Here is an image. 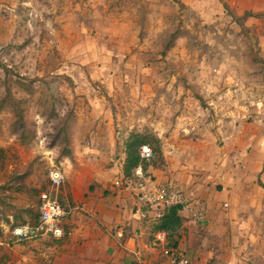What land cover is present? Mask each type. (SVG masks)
Listing matches in <instances>:
<instances>
[{"label":"rangeland","instance_id":"374dc122","mask_svg":"<svg viewBox=\"0 0 264 264\" xmlns=\"http://www.w3.org/2000/svg\"><path fill=\"white\" fill-rule=\"evenodd\" d=\"M134 131L153 166L239 184L264 264V0H0L1 230L52 164L78 190L124 173Z\"/></svg>","mask_w":264,"mask_h":264},{"label":"crops","instance_id":"0c3cea01","mask_svg":"<svg viewBox=\"0 0 264 264\" xmlns=\"http://www.w3.org/2000/svg\"><path fill=\"white\" fill-rule=\"evenodd\" d=\"M166 161L165 166L150 165L147 177L156 184L182 186L205 211L202 219L179 212L183 225L176 249L190 264H253L249 245L254 235L245 229L252 223L253 199L247 203L239 184H228L226 177L224 182L216 173L194 174L179 167L175 156ZM134 189L123 171L110 182L84 190L66 181L60 192L69 209L63 221L66 235L14 243L11 234L0 229L1 264H162L167 257L153 244L155 224L135 212Z\"/></svg>","mask_w":264,"mask_h":264},{"label":"built area","instance_id":"2783aa9c","mask_svg":"<svg viewBox=\"0 0 264 264\" xmlns=\"http://www.w3.org/2000/svg\"><path fill=\"white\" fill-rule=\"evenodd\" d=\"M140 153L145 160H150L154 156L153 149L149 145H143ZM147 175L140 165L135 170L134 177H126L127 182L135 185L132 204L141 220L155 224L163 217L166 209L173 206H178L179 212H189L195 219L204 217L205 211L202 205L190 200L182 186L156 184ZM47 178L49 186L42 189L39 195L38 222L11 228L12 241L22 243L43 236L59 239L66 235L63 221L69 209L60 197L61 189L67 181L66 171L62 165L52 164L48 168ZM153 244L161 247L167 257L162 264H190L186 254L168 246L166 230L155 231Z\"/></svg>","mask_w":264,"mask_h":264},{"label":"trees","instance_id":"16d2710c","mask_svg":"<svg viewBox=\"0 0 264 264\" xmlns=\"http://www.w3.org/2000/svg\"><path fill=\"white\" fill-rule=\"evenodd\" d=\"M226 5V9H228V5ZM247 14L252 15L251 12ZM235 17V16H234ZM239 19V18H237ZM160 140L156 137H153L149 134H145L142 132H132L128 139L125 142V152H126V159L124 162V176L132 178L134 177L135 170L138 166H142L144 169L145 174H148V167L153 165L157 160V155L160 152L159 146ZM143 145H149L154 152V156L150 160H145L142 158L140 150ZM67 155L71 154V151L68 150ZM264 187V184L261 183ZM28 211V210H27ZM17 212V211H16ZM14 212L12 214V219H5L6 222L10 224V227H15L17 225H23L26 223L36 224L39 220V210L38 216L36 220L30 218L27 222L22 223H15L17 221L16 217L17 214ZM24 212V211H22ZM182 218L179 213V207L173 206L166 209L163 217L154 225V231L158 230H166L168 232V246L172 248H177L178 246V239L180 237V230L182 229Z\"/></svg>","mask_w":264,"mask_h":264}]
</instances>
